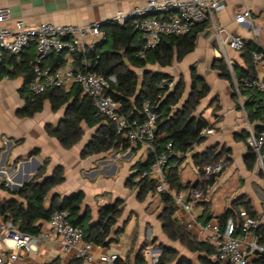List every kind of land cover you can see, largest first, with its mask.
<instances>
[{
  "label": "crops",
  "instance_id": "crops-1",
  "mask_svg": "<svg viewBox=\"0 0 264 264\" xmlns=\"http://www.w3.org/2000/svg\"><path fill=\"white\" fill-rule=\"evenodd\" d=\"M145 1L147 0H0V7L10 9L9 18L0 23V26L13 28L20 19H24L30 26L45 21L77 25L106 21L111 20L118 10H130ZM246 9L251 10L252 22L240 24L236 21V15ZM214 20L216 25L224 27L228 32L241 36L245 41H254L264 48V0H224V7L215 12ZM255 28L258 35L255 34ZM36 53V45L31 43L17 55L16 60H25ZM229 55L234 62L245 66L242 51L230 49ZM63 56L65 60L68 58L65 54ZM221 57L213 22L209 21L198 33L195 49L178 64L183 70L188 69L190 78L194 66L197 73L207 82L210 92L201 100L197 112L208 120L214 131L205 134V139L183 157L171 160L168 172L174 168L184 183L195 182L200 178L194 162L196 153L207 149H215L217 152L224 148L229 149L231 151L229 163L215 183L208 188L207 197L202 201H210L208 210L214 215L215 220L232 206L235 209L242 208V204L237 203L239 199L251 201L264 225V213L259 209L262 201L251 194L249 185L254 179L244 161L249 151L247 142L243 139V135L248 133L247 122L255 127L260 126V117L250 119L258 103L255 98L249 100L247 93L239 95L236 92V80L223 78L221 72L214 68L216 59ZM2 64L3 58L0 56V67ZM5 65L12 69L14 62L6 61ZM155 65H148L147 69L169 74L162 69L153 70L149 67ZM23 80L22 75L16 77L0 75V197L12 196L2 187L4 181L6 188L14 191L15 184L24 185L26 180L27 183L31 181L44 160L48 159L45 177L62 167L64 180L49 191L45 202L47 207L54 196L63 198L82 191L85 195L81 204L82 211L90 208V222L94 223L98 220L101 205L114 203L119 199L123 202V211L114 225L115 230L122 228L123 232L118 236V240H114L109 246L95 245L92 249L95 259L101 253L109 252L117 253L119 257L135 264L139 251L145 242L149 241L147 233L150 229L151 240L176 249L179 257L185 256L194 264H202V252L189 250L180 241L170 239L165 232L161 219L164 204L160 195L149 194L146 199L139 200L138 189L129 184L130 176L136 172L135 163L139 160L145 161L147 152L140 148L132 150L118 147L83 157L81 155L83 148L96 132V128L89 127L85 122L81 123L84 130L82 139L73 147L65 148L55 136L48 133L47 126L59 125L66 105L54 111L50 100L46 99L42 111L33 116L19 115V110L25 105L19 93ZM33 151L36 153L28 156ZM240 179L245 180V183L242 184L243 181ZM203 213L204 206L200 202L195 206V214L201 223H204L203 218H200ZM174 217L199 240L197 228L186 227L185 223L189 217L182 208L175 210ZM46 247L48 249L41 254H22L20 264H42L56 258L57 264H66L72 259L52 244H47ZM212 258L216 260L215 255ZM82 264H93V261ZM142 264L147 263L144 261Z\"/></svg>",
  "mask_w": 264,
  "mask_h": 264
},
{
  "label": "trees",
  "instance_id": "trees-1",
  "mask_svg": "<svg viewBox=\"0 0 264 264\" xmlns=\"http://www.w3.org/2000/svg\"><path fill=\"white\" fill-rule=\"evenodd\" d=\"M206 25L207 22H202L194 26L185 35H164L161 42L155 48L148 50L143 57L139 55L144 43L142 30L131 23L120 25L108 20L102 26L106 39L92 49L76 53L72 60V66L77 71H98L106 76H115L116 80L110 83L106 92L121 102L122 111L129 118L141 117L140 109L144 101H150L156 107L160 113V119L154 142L155 150L147 151L145 161L139 160L135 163L136 172L130 176L129 184L131 187L138 189L139 200L146 199L149 194L157 193L160 195L164 204L161 219L164 224V230L170 239L180 241L193 252H202V264H221L217 258L216 260L212 258L215 255L212 246L197 240L174 217L177 206L174 204L171 195L158 193L156 191V180L144 175L145 172L150 171L156 154L166 151L167 143H172L173 153L169 158L170 163L171 160L179 158V153L183 157L196 144L201 143L205 139V134L202 131L211 127L206 118L196 114L201 100L209 94L210 89L205 79L197 73L194 66L191 69L190 93L185 99H182L185 90L183 77L171 87L170 84L173 82V78L170 74L147 69L148 65L155 64L161 67L171 66L175 58L181 61L195 49L197 35ZM260 49H263V46L254 41H245V46L242 50L245 66L235 62L233 66L234 75H232L223 57L216 59L214 63V68L221 72L223 78L230 81L236 80L242 95L247 93L249 100L256 99L258 105L255 112L250 115V119L260 117V93L244 89L243 79L255 75V65L251 56L254 50ZM17 55L9 53L2 55L3 64L0 67V75L7 74L10 77L23 76L24 80L19 93L24 99L25 105L19 110V115L33 116L35 113L42 111L46 99L50 100L54 111L66 105L64 116L59 125L56 127L48 125L47 131L50 135L55 136L65 148H71L84 135V130L81 126L82 122H85L89 127L96 128L95 134L82 150L81 155L83 157L110 149H117L118 147L124 149L132 148V150L140 148L139 143L134 144L123 139L116 133L111 122L105 121L102 116L97 115L92 99L88 95L83 94L80 87H74L69 91L62 88H52L41 94L34 93L30 89V83L34 79L37 53L21 61L16 60ZM6 61L14 62L12 69H8L5 65ZM65 62L63 53L51 55L45 60V64L52 68L60 67ZM138 70L141 71V74ZM256 129H260V126H256ZM247 135L248 133L243 135L245 141L247 140ZM230 152L229 149L224 148L219 152L215 149H207L204 152L196 153L194 162L198 167L200 178L195 182L184 183L178 171L173 168L168 172V180L171 187L178 192L186 191L190 188L208 190L222 172L206 177L205 165L216 163L221 159L230 161ZM34 153L36 151L28 154V156ZM244 161L248 170L255 168L257 155L251 148H249ZM48 163L49 160L45 159L34 178L15 191L7 189L5 183H2V187L11 193L12 196L9 198L0 197V213L12 216L14 223L21 230L38 233L43 222L48 220L54 211L64 209L68 211L70 221L84 229L85 239L93 241L95 245L109 246L111 242L118 240V236L123 232V229L118 228L115 230L114 225L123 211V202L120 199L114 203L101 205L98 212V220L94 223L90 222V208H87L85 212L82 211L81 204L85 196L82 191L72 193L63 198L58 195L54 196L51 199L50 206H46L45 202L49 191L64 180L62 167L57 168L52 175L45 177ZM200 202L204 206V213L200 218H203L204 223H206L213 219L214 215L208 210L210 201H199L196 204ZM237 203L242 204L243 207L235 209L232 206L217 217L223 227L229 219H233L235 222L234 234L236 236L242 232L240 217L242 209L247 210L253 216H258L251 201L239 199ZM257 233L260 242L264 244L263 224L259 226ZM148 243H153L162 249L158 264H194L185 256L179 257L177 250L174 248L157 244L156 240L153 239L145 242L144 247ZM142 249L138 253L135 264H142L145 261ZM57 263L58 258L42 264ZM82 263L83 260L81 258L74 257L66 264ZM256 263L264 264V253L256 259ZM116 264L132 263L119 257Z\"/></svg>",
  "mask_w": 264,
  "mask_h": 264
},
{
  "label": "built area",
  "instance_id": "built-area-1",
  "mask_svg": "<svg viewBox=\"0 0 264 264\" xmlns=\"http://www.w3.org/2000/svg\"><path fill=\"white\" fill-rule=\"evenodd\" d=\"M224 7V0H147L130 10H118L112 21L120 25L131 23L143 32V48L140 56H145L147 51L155 48L167 34L185 35L192 28L202 22H213L217 36L218 48L229 70L233 73L234 60L229 55V50L242 51L245 40L239 35L228 32L224 27L218 26L214 20L215 12ZM10 16L9 7H0V23L5 22ZM252 13L246 9L236 15L240 24L251 23ZM108 21V20H106ZM106 21H93L77 25L72 23H54L45 21L30 26L24 19L15 23L13 28L0 26V56L3 53L20 54L28 45L34 43L37 48V57L34 67V79L30 89L41 94L52 88L69 90L75 85L79 86L82 93L88 95L96 108L97 115L105 121L111 122L118 135L134 144H140L143 151L155 150L160 113L150 101H144L140 109V118H129L122 111V104L106 90L116 77L106 76L98 71H80L72 66L76 53L85 52L94 48L106 39L102 29ZM255 34L258 30L255 28ZM63 53L67 55L66 62L56 68L45 64L51 55ZM252 61L256 74L243 79L244 89L260 93V129H256L247 122V145L257 155L264 171V48L254 50ZM236 92L241 90L237 84ZM213 127L205 128L202 133H212ZM172 143L166 145V151L156 154L149 172L144 175L156 180V191L169 194L177 208H182L188 215L185 225L188 229L197 228L199 240L212 246L215 257L221 263L228 264H257L256 259L264 253V244L260 242L257 229L262 224L260 216H253L247 210L240 211L241 234L236 236L235 222L229 219L223 227L219 220L211 219L206 223L198 221L195 214L196 203L205 200L208 190L190 188L186 193L173 189L168 180V165L171 157ZM182 156L181 153L178 154ZM229 163L224 159L216 163L205 165V175L209 177L221 173ZM147 238L151 240V230ZM56 246L64 255L79 257L83 263L116 264L117 253L104 252L95 256L92 249L95 243L85 239L84 229L73 224L69 219L67 210L54 211L50 218L43 222L38 233L21 230L14 223L13 217L0 213V264H20L22 254H41L45 244ZM143 257L147 264H158L162 249L153 243H148L142 249Z\"/></svg>",
  "mask_w": 264,
  "mask_h": 264
},
{
  "label": "rangeland",
  "instance_id": "rangeland-1",
  "mask_svg": "<svg viewBox=\"0 0 264 264\" xmlns=\"http://www.w3.org/2000/svg\"><path fill=\"white\" fill-rule=\"evenodd\" d=\"M178 60L175 59L174 63L172 66L170 67H166V68H160L157 65L155 66H149L151 69L156 70V69H162L163 71H167L169 72V74L171 75V77L173 78V82L170 84L171 87H173V85L181 78H184L185 81V90H184V94H183V98L185 99L189 93H190V85H191V78L190 75L188 74V69L186 68L185 70L182 69V67L179 66L178 64ZM138 72L141 74V71L138 70ZM182 72V73H181ZM185 72V73H184ZM166 83V82H165ZM198 111V110H197ZM197 115H199V112H196ZM145 158H146V154H145ZM251 173V177L252 179H254V181H252L250 183V187H251V194L254 197H257L259 201L261 202V206L259 207L260 212L264 213V171L262 168V165L260 162L256 163L255 168L253 170L250 171ZM242 184L245 183V180H241ZM4 183H6V181H4ZM255 189L258 191H255ZM47 243L44 246V249H48L46 247ZM113 246L116 247L115 243H113ZM21 261V260H20ZM21 263V262H19ZM224 264V263H221Z\"/></svg>",
  "mask_w": 264,
  "mask_h": 264
},
{
  "label": "water",
  "instance_id": "water-1",
  "mask_svg": "<svg viewBox=\"0 0 264 264\" xmlns=\"http://www.w3.org/2000/svg\"><path fill=\"white\" fill-rule=\"evenodd\" d=\"M24 162H28V161H24ZM26 183H27V180L25 181ZM22 186V184H15V186H14V191L17 189V188H19V187H21Z\"/></svg>",
  "mask_w": 264,
  "mask_h": 264
}]
</instances>
